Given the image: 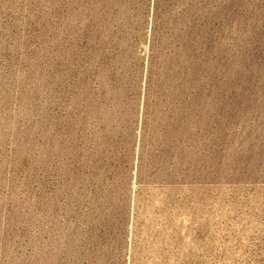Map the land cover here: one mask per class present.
I'll use <instances>...</instances> for the list:
<instances>
[{"label": "rangeland", "instance_id": "obj_1", "mask_svg": "<svg viewBox=\"0 0 264 264\" xmlns=\"http://www.w3.org/2000/svg\"><path fill=\"white\" fill-rule=\"evenodd\" d=\"M0 264H264V0H0Z\"/></svg>", "mask_w": 264, "mask_h": 264}]
</instances>
